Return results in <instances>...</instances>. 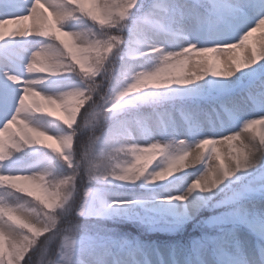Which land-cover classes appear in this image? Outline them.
Here are the masks:
<instances>
[{"label": "snow or ice", "instance_id": "obj_1", "mask_svg": "<svg viewBox=\"0 0 264 264\" xmlns=\"http://www.w3.org/2000/svg\"><path fill=\"white\" fill-rule=\"evenodd\" d=\"M76 19L93 27L68 30ZM24 20L33 23L5 30ZM257 30L264 0H0V46L54 42L32 51L24 72L81 78L48 94L33 86L40 79L0 67L17 86L0 91V187L34 198L25 207L0 197V264H264V131L258 143L241 138L264 128V31L251 54L246 45ZM45 116L63 134H50ZM33 146L50 149L63 171L53 175L51 158L30 173L10 159ZM121 152L131 160L117 163ZM137 181L145 193L109 197L112 185ZM137 206L144 215L127 216ZM202 209L211 215L186 244L102 222L175 231Z\"/></svg>", "mask_w": 264, "mask_h": 264}, {"label": "rangeland", "instance_id": "obj_2", "mask_svg": "<svg viewBox=\"0 0 264 264\" xmlns=\"http://www.w3.org/2000/svg\"><path fill=\"white\" fill-rule=\"evenodd\" d=\"M41 2L43 3V0H41ZM32 23L33 22L31 20H24V21H21L19 24H14L13 28L27 27V26L31 25ZM66 27H68V30L80 31L83 33L86 31L87 28L93 27V25H92L91 21H88L86 19H76V20L70 21L69 24L66 25ZM13 28H11V29H13ZM5 30L10 31V30H7L6 27H5ZM262 31H264V30H257L255 32H253L252 35L249 36L248 40L246 41V45H247L249 54H251V51L254 47L258 46L259 38L261 36ZM89 38H91V37H89ZM46 43H54V42L46 41L41 37L31 36V37L25 38L23 40L17 39L13 43H11L7 48L0 46V67H7L10 72L19 73L23 76V72H24L23 71V65L26 63V61L28 59L29 52L35 50L38 46H42V44H46ZM14 46H19V48L17 50L19 53L18 56L13 54L11 51V49ZM233 55L239 57L241 55V50L236 49L234 51ZM33 76L35 79L41 80V83H39L37 85H33V86L37 87L39 90L44 91L48 94H58L62 91L69 90L73 86L79 84L80 79H81L78 76L65 75V73L55 75V76L47 75V74H40L39 76H37L36 74H33ZM16 87H17L16 85L12 84L11 82L6 81L3 76H0V91L7 90L9 93H11V92L16 90ZM48 111H54L57 116L62 114L59 112L58 109H48ZM249 118L259 119L258 117H249ZM3 119H4L3 110L0 109V124H2ZM37 119L45 126L46 130H48L50 132V134H54V135L63 134L64 126L59 121L55 120V116H53L52 118L46 117V116L45 117H37ZM152 123L154 125L155 122H152ZM239 127H240V125L237 124L236 130H238V131L242 130V126H241V129H239ZM245 131L250 132V134H248L247 136L248 137H255L256 142L258 143L259 142V134L262 131H264V128H262L261 125L259 123H257L254 126V129H249V130H245ZM245 131H243V132H245ZM41 139H46V138L42 137ZM47 142L53 143V141H47ZM233 143H238V142H233ZM117 147H119V145H117ZM218 147H220L221 151L224 153H227V151H229L228 146L224 147L223 145H218ZM22 150H24L26 152L30 151V153H33L28 158H26L25 161H23L22 163L19 164L20 167H22L26 172L30 173L31 170H39L40 168H43L48 163L47 158L52 159V164H53L52 173H53V175H58L63 171L60 162L55 159V154L51 153L50 149L48 150V149L40 147V146H33L31 148L25 147ZM115 156H116V162L122 163V164L126 161H130L132 158L131 153H122V152L121 153H115ZM197 167H199V166H197ZM187 171H192V170L190 169ZM248 171H252V169H249ZM38 174H43V173H38ZM192 178H194V177L189 176V180H191ZM47 179L48 178L46 177V180ZM23 186L33 187L32 185H30L26 182L23 183ZM151 187L158 188L159 185H155V186H151ZM147 190H148L147 187H141V183H138V182H136V184H134V185H128L126 187L124 185L114 184L111 186V191L108 193V195L111 198L116 193L141 194V193H145ZM6 196L9 199V202H12L13 200H17L18 203L24 204L25 207L30 206L26 203V201L32 200L31 198L21 196L20 194H13V193L9 194L8 193V195H6ZM201 211H203V209ZM205 212L208 213V215L205 217V219H206L209 215H211V213L207 210ZM137 213H139L140 215H144L143 210H141L137 206V207L130 208L128 213H127V216H135ZM197 215H198V213L193 218L185 221L179 227H181L187 223L190 224L193 221V219H195V217ZM165 219L169 222H172V221H175L176 217L169 215ZM76 222L79 223V221H76ZM102 222L105 226L113 229L116 232L135 236L141 240L148 241V242H155V243H184V244H186L189 242V240L191 238L198 237L201 234L200 233L199 235L192 236V237L184 235L183 240L179 239L176 241H169V240L166 241V239L160 240V237H159L160 234L164 235V236L165 235L169 236V234H174L178 230L179 227L175 231H146L138 222H135V221L130 220V219L120 220V219H117L116 217H106L103 219ZM161 223H164V220H161ZM123 228H127V230H124ZM199 231H200V229H199ZM201 231H202V228H201Z\"/></svg>", "mask_w": 264, "mask_h": 264}, {"label": "trees", "instance_id": "obj_3", "mask_svg": "<svg viewBox=\"0 0 264 264\" xmlns=\"http://www.w3.org/2000/svg\"><path fill=\"white\" fill-rule=\"evenodd\" d=\"M92 23V22H91ZM65 75L68 76H78L76 73H65ZM80 77V76H78ZM34 151V150H33ZM32 151V152H33ZM31 154L30 151L26 152L24 150H21L19 153H14L13 157L10 158L12 161L18 162V164L22 163L23 161L26 160V158H28ZM138 183H141V181H137ZM125 187L128 185H124ZM28 188H33V187H28ZM33 190H35L33 188ZM15 189H8L6 187H0V197H2L6 202H9V199L7 198L6 195H8V193L10 194H20L21 196H25L28 197L26 193H14ZM31 199H34L33 197H29ZM206 210L203 209V211L199 212L198 215L195 217V219H193V221L189 224H184L183 226L179 227L178 230L174 233V234H169V236H164L160 234V240L162 239H166L169 241H176V240H183L184 235H187L189 237L192 236H197L201 233V224L200 221L205 219V217L208 215V213L205 212ZM168 217V216H167ZM166 217V218H167ZM117 219L120 220H126L127 218L125 217H116ZM5 219H7V217H5ZM124 230H127V228H123ZM200 229V231H199Z\"/></svg>", "mask_w": 264, "mask_h": 264}, {"label": "bare ground", "instance_id": "obj_4", "mask_svg": "<svg viewBox=\"0 0 264 264\" xmlns=\"http://www.w3.org/2000/svg\"><path fill=\"white\" fill-rule=\"evenodd\" d=\"M32 22H33V21H32ZM5 27L7 28V30H10L11 28L14 27V24H12V23H8L7 25H5ZM23 46H24V45H23ZM39 47H41V46H38L35 50H38ZM18 48H19V46H14V47L11 49L12 53L15 54V55H17V56L19 55V53H18V51H17ZM33 51H34V50H33ZM31 52H32V51L29 52L28 57L30 56ZM23 76L26 77V78H28V79H35L34 76H33V74H27L26 72H23ZM248 134H250V132H247V131L242 132V137H241V138L243 139V136H244V135H248ZM223 146L226 147V146H228V144L225 143V144H223Z\"/></svg>", "mask_w": 264, "mask_h": 264}, {"label": "clouds", "instance_id": "obj_5", "mask_svg": "<svg viewBox=\"0 0 264 264\" xmlns=\"http://www.w3.org/2000/svg\"><path fill=\"white\" fill-rule=\"evenodd\" d=\"M262 134H264V133H262Z\"/></svg>", "mask_w": 264, "mask_h": 264}]
</instances>
